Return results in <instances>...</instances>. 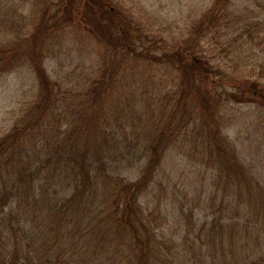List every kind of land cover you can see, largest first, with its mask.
<instances>
[{"label":"trees","instance_id":"16d2710c","mask_svg":"<svg viewBox=\"0 0 264 264\" xmlns=\"http://www.w3.org/2000/svg\"><path fill=\"white\" fill-rule=\"evenodd\" d=\"M60 1L61 14L46 10L33 28L0 39V77L28 63L39 79L35 101L0 136V264H63L62 256L70 264L83 252L95 256L106 249L124 253L125 264H183L180 243L161 242L141 202L164 151L181 136L193 139L199 133L206 164L217 177L240 199L248 191V198L264 206L256 195L259 182L219 134L218 107L199 85L215 79L213 66L196 48L210 35L226 38L250 16L234 10L233 0H214L184 43L157 52L145 45L144 27L133 26L111 0ZM77 19L95 31L110 54H101L91 72L54 78L43 62L47 45L64 22ZM142 62L167 64L171 83L180 89L178 95L164 93L158 111H145L150 118L143 133L139 108L145 103L138 94L145 96L151 84L146 78L142 88L141 75L131 70ZM239 87L232 100L264 106V85L258 80L247 79Z\"/></svg>","mask_w":264,"mask_h":264},{"label":"rangeland","instance_id":"374dc122","mask_svg":"<svg viewBox=\"0 0 264 264\" xmlns=\"http://www.w3.org/2000/svg\"><path fill=\"white\" fill-rule=\"evenodd\" d=\"M213 1L111 0L113 6L130 16L133 26L144 27L149 34L145 45L157 52L184 43L195 21ZM261 1L233 0L234 10L247 13L250 18L237 30H226L225 33L229 31L226 38L218 41L210 35L202 38L196 48L213 66L215 79L207 77L199 85L209 90L208 96L218 107L219 134L259 182L256 195L264 203V106L255 101L238 102L230 95L240 92L239 85L247 79L264 85V6ZM60 6V0H0V39L15 38L23 29L33 28L46 10L61 14ZM4 19H8L5 25ZM63 24L60 33L52 36L47 45L43 59L47 71L58 79L69 72L93 71L99 56L106 51L110 54V49H106L105 43L100 42L84 21L77 19ZM131 70L141 75L142 88L146 78L151 84L144 91L145 96L138 94V99L143 97L145 103L139 108L143 117L139 131L143 133L149 116L145 111H158L163 94L169 91V95H178L180 89L171 83L172 72L167 64L142 62ZM222 76L226 79H219ZM160 80L165 85L162 86ZM38 85L37 70L28 63L0 77V136L11 130L35 101ZM209 118L215 120L213 116ZM129 123L128 128L137 130L136 124ZM191 138L189 134L181 136L177 145L166 148L154 182L141 200L146 213L154 220L152 226L161 242L171 239L180 243L179 250L185 254L183 264H264V206L248 198V191L242 194V199L235 195L217 177V170L206 164L201 135L198 133ZM222 235L224 238L220 241ZM102 253L93 256V251L83 252L76 258L78 262L72 260L70 264H125L124 253L123 257L107 249ZM59 260L65 264L67 258L62 256Z\"/></svg>","mask_w":264,"mask_h":264}]
</instances>
